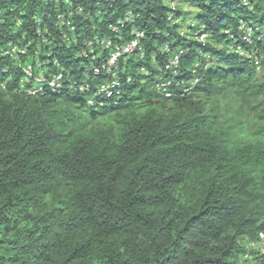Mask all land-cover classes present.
Instances as JSON below:
<instances>
[{
  "label": "trees",
  "instance_id": "obj_1",
  "mask_svg": "<svg viewBox=\"0 0 264 264\" xmlns=\"http://www.w3.org/2000/svg\"><path fill=\"white\" fill-rule=\"evenodd\" d=\"M249 1L0 0V264H239L240 243L264 231V0ZM242 23L261 72L219 49L242 43ZM135 29L144 58H121L120 93L97 95L109 50L90 42ZM10 45L24 53L5 55ZM180 51L167 97L156 80ZM30 63L63 73L59 90H22ZM249 110L241 136L236 114Z\"/></svg>",
  "mask_w": 264,
  "mask_h": 264
},
{
  "label": "built area",
  "instance_id": "obj_2",
  "mask_svg": "<svg viewBox=\"0 0 264 264\" xmlns=\"http://www.w3.org/2000/svg\"><path fill=\"white\" fill-rule=\"evenodd\" d=\"M65 2H69V0H64ZM246 5L248 4V0H243ZM176 1L172 2L173 8L176 7ZM79 12H82V8H78ZM63 15H58V18H62ZM134 18L133 15L128 13L123 18L117 21V24L112 27V31L118 33L121 29L128 23H133ZM73 30L74 28L71 27ZM239 33L237 34L238 41H242L239 44L232 45H219V49H225L227 52L235 53L243 58L249 59L257 68L258 72H261V59L262 56L258 52L257 43L254 41V29L253 27H249L247 23H242L240 25ZM236 35L234 33H230V37L234 38ZM121 38V37H120ZM145 38L144 32L140 30H132L130 32L129 39H127L122 44H118L109 38H101L96 37L95 40L90 42V44H96V46L104 47L109 50V54L107 55L105 61L98 67L94 68L95 73H99L100 71H104L108 75V80L97 87V95H104L107 97L116 96L120 93V81L118 75V62L121 58L131 56L135 53L140 54V58L143 59L145 56L142 40ZM256 38L260 40L262 38V33L257 34ZM197 39L203 43L204 45L208 42V36L206 34H201L197 36ZM212 43V42H209ZM246 46H244V44ZM213 44V43H212ZM253 46V47H251ZM164 50H168V47L164 48ZM20 53H24L23 50L17 45H10L4 52L5 55L11 56L15 59L18 58ZM183 51L174 53L169 61L165 65V73L168 75L166 77H160L156 80L155 88L160 93H165L167 97H171L173 95L171 91V86L174 82V76L179 75L180 66H181V56ZM209 56L206 57L205 61H209ZM200 64H196L193 69L194 77L193 79L187 81L188 86H184L185 91H191L192 88L199 82V78L197 77V68ZM25 76L20 81V86L22 90L26 91L29 95H37L38 93H43L45 89H50L52 91H57L61 87V81L63 79V73L54 74L50 77H46L44 74L34 75V66L33 64H29L25 69ZM144 74L148 75L149 72L144 68L142 69ZM170 74V75H169ZM130 80V78H129ZM185 81H182L184 83ZM29 84V85H27ZM178 85L179 82H176ZM78 89L81 92H86L90 89V85L87 82L84 84L78 85ZM89 103L91 105L94 104V100L90 99ZM245 249V254L248 251H252L254 255L258 259L264 260V231L260 232L255 238H246L242 244Z\"/></svg>",
  "mask_w": 264,
  "mask_h": 264
},
{
  "label": "rangeland",
  "instance_id": "obj_3",
  "mask_svg": "<svg viewBox=\"0 0 264 264\" xmlns=\"http://www.w3.org/2000/svg\"><path fill=\"white\" fill-rule=\"evenodd\" d=\"M175 4H176V8H178L179 4H178L177 1H176ZM248 4L250 5V1L249 0H248ZM180 6L183 8L184 11H188V12L189 11H194V12L196 11V9L191 8L188 3L182 2L179 5V8H180ZM185 30L186 29H184V31ZM219 99L220 100L218 102H216V103H221L222 102L221 105H226V104L231 105V101L230 100H226L224 98H221L220 96H219ZM212 102H214V100ZM236 115L241 116L243 118V120H244L245 124H244L243 128H244L245 132H243L241 134V136H245L248 132H250V130H247L245 128H250L253 125V121L255 120V118L253 116V112L251 110H249V111H245V112H240L239 114H236ZM242 242L240 244H242ZM239 260H240L239 264H256L257 257L254 255V253L252 251H248L246 254L244 252Z\"/></svg>",
  "mask_w": 264,
  "mask_h": 264
}]
</instances>
